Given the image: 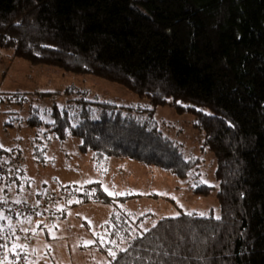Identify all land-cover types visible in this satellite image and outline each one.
I'll return each instance as SVG.
<instances>
[{"label": "trees", "instance_id": "16d2710c", "mask_svg": "<svg viewBox=\"0 0 264 264\" xmlns=\"http://www.w3.org/2000/svg\"><path fill=\"white\" fill-rule=\"evenodd\" d=\"M0 48L119 84L143 102H86L75 125L54 110L49 132L79 138L81 152L193 177L200 159L156 126V108L168 106L193 116L216 157L219 216L160 218L107 264H264V0H0ZM196 183V195L210 193ZM83 189L80 203L135 197L109 196L99 182Z\"/></svg>", "mask_w": 264, "mask_h": 264}, {"label": "rangeland", "instance_id": "374dc122", "mask_svg": "<svg viewBox=\"0 0 264 264\" xmlns=\"http://www.w3.org/2000/svg\"><path fill=\"white\" fill-rule=\"evenodd\" d=\"M25 65L37 66L15 57L13 49L0 48V145H2L0 160L11 155H20L23 158L21 175L19 173L21 184H8V190L17 199H29L32 194L39 192L57 191L71 180L81 189L80 192L84 193L85 190L79 185L80 179L91 178L105 180L109 192L114 195L118 194L117 192L123 196L139 192L157 194L150 197L135 196L117 200L111 204V208L117 210L119 214L117 217L119 225H110L109 230L106 228L96 230L94 227L99 226L106 216H103L101 211L96 212L94 209L89 211L88 213L95 215V219L88 215V220L91 222L89 228L96 239L89 236L78 237L80 227L74 218L70 222L69 230L57 233L54 230L48 231V237L43 230L39 229L49 225L37 227L36 224H32L33 237L28 245H21L24 247L23 252L27 253L29 264H107L115 256L113 253L126 248L130 238L151 227L160 218L177 216L182 212L219 216L220 206L217 199L219 185L214 176L216 157L211 151L202 148L203 133L192 126L191 114L177 113L168 106H158L155 110L158 130L179 144L186 156H196L200 159V167L193 177L181 179L158 167L128 158H116L121 160L117 162L120 166L111 162L112 166L107 170L103 169L104 166L95 168L93 161L79 152V138L70 137L66 141H60L47 137L45 133L47 127L44 124L53 120L52 112L55 106L61 109L63 99L41 93L58 88L60 80L52 79L48 72H27L23 78ZM55 68L50 67V69ZM67 75L74 77L71 73ZM49 77L52 81L50 86L47 83ZM75 77L78 80L75 78L65 80H68L67 83L80 81L76 85L86 87V91L90 93L86 94L84 90L79 89L84 91L77 93L82 107L74 105L75 111L70 112L72 125L77 124L78 119L76 115V119L72 117L73 113L79 111L76 110L78 108L83 110L84 103L88 102L84 100V97L117 106H132L141 101L135 94L119 84L91 74ZM79 77L83 78L79 80ZM18 88L21 92L27 93L22 94L23 101L19 100V96L13 95ZM32 108L37 109L30 116ZM29 116L41 121L40 126L31 127L28 121ZM129 163H133L134 166ZM196 182L212 187L210 193L205 197L196 195L194 193ZM63 212L64 209L61 216ZM147 214L148 216L137 222L140 218H137L138 216ZM114 227L117 232L112 234ZM92 242L95 244L99 242L103 246L110 244L112 247L108 249L107 254L101 253L95 247H89L88 250L79 248L90 245Z\"/></svg>", "mask_w": 264, "mask_h": 264}, {"label": "built area", "instance_id": "2783aa9c", "mask_svg": "<svg viewBox=\"0 0 264 264\" xmlns=\"http://www.w3.org/2000/svg\"><path fill=\"white\" fill-rule=\"evenodd\" d=\"M22 168L20 155L0 160V264H29L21 245H28L33 237L32 224L37 227L53 224L66 206L78 204L85 197L80 188L68 184L58 191L39 192L29 199H17L8 190L6 181L17 177Z\"/></svg>", "mask_w": 264, "mask_h": 264}, {"label": "crops", "instance_id": "0c3cea01", "mask_svg": "<svg viewBox=\"0 0 264 264\" xmlns=\"http://www.w3.org/2000/svg\"><path fill=\"white\" fill-rule=\"evenodd\" d=\"M20 64H23V63H20ZM51 68H55V67H51ZM27 72H35V73H39V72L46 73V72H48V73H50L49 76L52 79L60 80V83H58V85L60 84V86H58V88H54L53 91H50V92L41 93L43 95H46V94L51 95L52 97H55L56 99L57 98L58 99H63V104H62L61 109H57L56 106H55L54 110L55 109L61 110V111L62 110H66L70 114V112L75 111V107L76 106L82 107V103L79 102V101H81L80 97L77 96V93L78 92L83 93L84 91L86 92V94L90 93V91H86L87 90V89H85L86 87L82 88V87H79L78 85H76L80 81H75V82L73 81L71 83H67L68 80H65V79H68V78H75L76 79L77 77H75V76H79V75H83V74H74V77H71V75H67V74H70V73L65 72V71H63L61 69H57V68L50 69V67L40 66V65H37V66L27 65L25 67V69H24L23 78L25 77ZM50 77L47 79V83H48L49 86L52 83ZM80 78H83V77H79V80H80ZM76 80H78V79H76ZM21 88H23V87H21ZM30 89H32V88H30ZM79 89H82L84 91H82V90L79 91ZM22 94H27V93L26 92H21L19 88L17 90H15V92L13 93V95L19 96V98H20L19 100L23 101V99L21 98ZM81 98H83V96H81ZM94 98H96V97H94ZM84 100L88 101L90 103H99L95 99L90 100V99H88L86 97H84ZM71 103H72V107L70 108V104ZM139 103H143V102L140 101V102H138L136 104H139ZM136 104H134V105H136ZM74 105H75V107H74ZM92 105H93V107H96V104H91V106ZM35 109H37V108H32L31 109L30 116L32 114H34L33 112L36 111ZM54 110H53V112H54ZM76 110H80V108H78ZM96 110H98V109H96ZM53 112H52V115H53ZM72 117L74 119H76L75 116H72ZM51 123H52V121L44 124L47 127V131L45 132L47 134V137L52 139V140L53 139L54 140H60V139L54 137L53 134L49 132V128H50L49 124H51ZM70 137H73V136H68L65 140H60V141H66ZM78 150H79V145H78ZM79 152L84 157H86L87 159H90L91 161H93V165H94L95 168H98V167H102L103 168V166H104L103 169L107 170L108 167L112 166L110 164L111 162H115L118 166H120L119 163H117V162H119L121 160H118L116 158H121V157H108V158H103L102 160H97L95 154L92 151L81 152L79 150ZM123 159H127V158H123ZM122 162H125V161L122 160ZM125 163L128 164V162H125ZM129 164L134 166L133 163H129ZM21 172H20V175H21ZM20 175L18 174L17 177H15V179L11 180L10 183L11 184H17V185L21 184V182H19ZM95 182H99L101 184V186H102V189L109 196H112V197H126V196H129V195L130 196L134 195V196H138V197H142V196L150 197V195H157L155 193L148 194L146 192L145 193L144 192H139V193H136V194H129V195H126V196H123V195L120 194V192H117L118 194L114 195L111 192H109V190L107 188V184H106L105 180H103V179L102 180L101 179H97L96 180L94 178H91V179H80L79 185H81V187H84V186H87V185H89L91 183H95ZM68 184L76 185L75 182L71 180L67 184H64V186L68 185ZM3 185L5 186V184H3ZM7 186H8V184H7ZM60 189H58V190H60ZM111 204H113V203H103V202L96 201V200H90V201L85 202V203H78V204H75V205H68V206L65 207L64 212H63L62 216L59 219H57L53 224H51L49 226H46L44 229L41 228L39 230H43L45 235H46V237H48V231L51 232L52 230H54L56 233L57 232H64V231L70 229V222L73 221L72 218H74L75 222H77V224L80 227L79 232L77 234L78 237L87 238L89 236V237H93L94 239H96L94 237V234L91 232V229L89 228V225H90L91 222H89V220H88L89 216L91 218L95 219L94 218L95 215H93L92 213H88V212L93 210V209L96 212L97 211H101L102 215L106 216V219L103 222H101L99 224V226H97V227L95 226L94 228H96V230H98L99 228H100V230H103L104 228L109 230L110 225H113V220L116 217H119V214H118L117 210L111 208V206H110ZM139 217H141V216H138L137 218H139ZM109 245L110 244H106L105 246H103V245L99 244V242H96V244L94 242H92L90 245H87L85 247L84 246H80L79 248H81L82 250H85V249L88 250L91 247H95L101 253L107 254L108 249L112 247V245H110V246ZM115 247H116V245H115ZM115 255H116V253H115ZM5 264H9V263L6 262Z\"/></svg>", "mask_w": 264, "mask_h": 264}, {"label": "snow or ice", "instance_id": "6c2138e0", "mask_svg": "<svg viewBox=\"0 0 264 264\" xmlns=\"http://www.w3.org/2000/svg\"><path fill=\"white\" fill-rule=\"evenodd\" d=\"M0 147H2V145H0ZM113 255H115V254L113 253Z\"/></svg>", "mask_w": 264, "mask_h": 264}]
</instances>
